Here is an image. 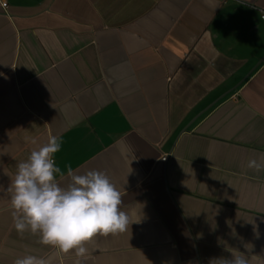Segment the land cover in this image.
I'll use <instances>...</instances> for the list:
<instances>
[{
    "label": "crops",
    "instance_id": "obj_1",
    "mask_svg": "<svg viewBox=\"0 0 264 264\" xmlns=\"http://www.w3.org/2000/svg\"><path fill=\"white\" fill-rule=\"evenodd\" d=\"M263 13L264 0H0V264H75L11 216L10 177L49 135L57 166L105 172L133 222L95 237L84 264H264V170L247 166L264 157Z\"/></svg>",
    "mask_w": 264,
    "mask_h": 264
},
{
    "label": "clouds",
    "instance_id": "obj_2",
    "mask_svg": "<svg viewBox=\"0 0 264 264\" xmlns=\"http://www.w3.org/2000/svg\"><path fill=\"white\" fill-rule=\"evenodd\" d=\"M36 144V139L31 140ZM61 148L58 137L49 135L42 146L31 151L27 160L16 166L7 191L14 228L23 235L30 232L39 242L58 249L60 253H74L75 264L88 259L86 246L97 236L108 237L128 231L133 223L122 209L123 194L100 170L74 172L69 165L67 173L54 159ZM248 168L264 170L252 159ZM59 177V179H58ZM66 180L67 183H62ZM14 264H49L43 257L25 255ZM210 264H249L243 253H233L232 259L217 258Z\"/></svg>",
    "mask_w": 264,
    "mask_h": 264
},
{
    "label": "built area",
    "instance_id": "obj_3",
    "mask_svg": "<svg viewBox=\"0 0 264 264\" xmlns=\"http://www.w3.org/2000/svg\"><path fill=\"white\" fill-rule=\"evenodd\" d=\"M4 5H6V3H4ZM262 18L264 19V13L262 14ZM168 156H169V154H168V155H167V154H164V155L162 156V159H163V160H166Z\"/></svg>",
    "mask_w": 264,
    "mask_h": 264
}]
</instances>
